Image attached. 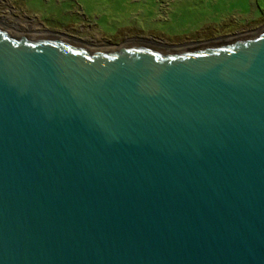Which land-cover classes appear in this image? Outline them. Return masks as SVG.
<instances>
[{
  "label": "water",
  "instance_id": "1",
  "mask_svg": "<svg viewBox=\"0 0 264 264\" xmlns=\"http://www.w3.org/2000/svg\"><path fill=\"white\" fill-rule=\"evenodd\" d=\"M0 264H264V27L92 47L0 22Z\"/></svg>",
  "mask_w": 264,
  "mask_h": 264
},
{
  "label": "rangeland",
  "instance_id": "2",
  "mask_svg": "<svg viewBox=\"0 0 264 264\" xmlns=\"http://www.w3.org/2000/svg\"><path fill=\"white\" fill-rule=\"evenodd\" d=\"M15 32L65 35L92 47L205 42L264 27V0H0Z\"/></svg>",
  "mask_w": 264,
  "mask_h": 264
}]
</instances>
